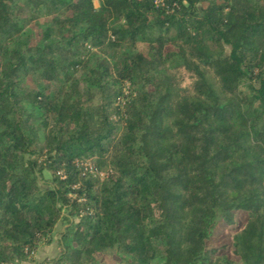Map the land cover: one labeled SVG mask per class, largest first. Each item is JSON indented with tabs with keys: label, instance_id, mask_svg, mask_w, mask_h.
Returning <instances> with one entry per match:
<instances>
[{
	"label": "trees",
	"instance_id": "obj_1",
	"mask_svg": "<svg viewBox=\"0 0 264 264\" xmlns=\"http://www.w3.org/2000/svg\"><path fill=\"white\" fill-rule=\"evenodd\" d=\"M98 1L0 0V264H264V0Z\"/></svg>",
	"mask_w": 264,
	"mask_h": 264
},
{
	"label": "rangeland",
	"instance_id": "obj_2",
	"mask_svg": "<svg viewBox=\"0 0 264 264\" xmlns=\"http://www.w3.org/2000/svg\"><path fill=\"white\" fill-rule=\"evenodd\" d=\"M95 6L96 8H99L100 3L98 0H95ZM43 22V19L41 20ZM34 31H35V37L37 38L39 35V29L36 25H34ZM139 48L142 49L143 51L147 52V46L145 44H139ZM228 52V51H227ZM243 90L247 91L246 88H243ZM98 101L95 100V103ZM99 103V102H98ZM51 177L48 172L44 173V177L42 180V183L46 185V183H50ZM246 220V215L243 213H240L238 215V223L232 227V228H241ZM66 225L63 223H59L56 228L54 229V232L51 236L52 240L47 241L44 240L39 247V252L31 256L26 263L24 264H42L44 258H55L59 254V245H58V240L61 238V234L65 230ZM210 243L215 246V247H220L223 246L224 244L230 243V234L229 231L223 227L219 226L217 230L214 233V236L212 237ZM107 259L108 264H120L118 257L110 256L107 255L105 257Z\"/></svg>",
	"mask_w": 264,
	"mask_h": 264
},
{
	"label": "crops",
	"instance_id": "obj_3",
	"mask_svg": "<svg viewBox=\"0 0 264 264\" xmlns=\"http://www.w3.org/2000/svg\"><path fill=\"white\" fill-rule=\"evenodd\" d=\"M39 250V249H38ZM39 251H37L36 253H38ZM46 258L43 259V261L45 260Z\"/></svg>",
	"mask_w": 264,
	"mask_h": 264
},
{
	"label": "built area",
	"instance_id": "obj_4",
	"mask_svg": "<svg viewBox=\"0 0 264 264\" xmlns=\"http://www.w3.org/2000/svg\"><path fill=\"white\" fill-rule=\"evenodd\" d=\"M100 175H101V176H103L104 174H103V173H101Z\"/></svg>",
	"mask_w": 264,
	"mask_h": 264
}]
</instances>
